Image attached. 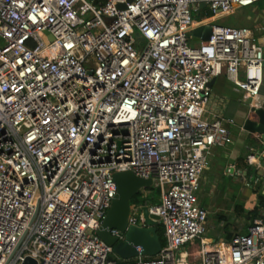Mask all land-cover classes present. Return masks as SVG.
Returning a JSON list of instances; mask_svg holds the SVG:
<instances>
[{
    "label": "built area",
    "instance_id": "1",
    "mask_svg": "<svg viewBox=\"0 0 264 264\" xmlns=\"http://www.w3.org/2000/svg\"><path fill=\"white\" fill-rule=\"evenodd\" d=\"M259 1L0 0V264H264V217L212 239L197 195L212 149L233 142L211 81L226 73L264 108V48L218 23ZM206 8L212 34L193 46ZM121 171L161 192L156 256L122 259L96 233ZM142 206L130 225L146 226Z\"/></svg>",
    "mask_w": 264,
    "mask_h": 264
},
{
    "label": "crops",
    "instance_id": "2",
    "mask_svg": "<svg viewBox=\"0 0 264 264\" xmlns=\"http://www.w3.org/2000/svg\"><path fill=\"white\" fill-rule=\"evenodd\" d=\"M202 19L203 22L206 21L204 17L198 18L199 21ZM219 19L223 20L222 24L225 25L251 28L257 42L264 48V0L247 7H239L232 14L220 16ZM191 41L199 43V41L194 40L193 36ZM240 79H243L242 72ZM211 88L208 105L209 114L211 116H223L235 121L227 124L232 131L233 142L227 145L215 146L212 149L210 165L201 176L200 191L203 194L201 193L199 200L200 204L209 212L206 236L212 239L229 240L238 232H246L248 226L255 219L264 217L263 207L259 208V215L253 212L256 207L261 206V202L264 199V139L262 135L248 132L244 129L245 121L250 117L257 119V116L252 112V108H254L252 98L248 96V93L240 84L231 81L226 73H223L214 79ZM261 102L264 105V81L261 88ZM254 154L255 156H253ZM225 176L230 177L234 181L233 183L241 181L247 188L241 187L236 196L233 194L230 196L232 199L247 197V203L242 204L243 206L238 204L235 206V210L240 212V215L244 214L248 219V222L240 231L232 232L222 224V221L218 223L217 229L214 228L210 215V212L213 211L212 203L210 204L206 199H202L203 196H208L211 198V202H216L219 194H223L225 198L224 188H228L227 185L222 184ZM247 180L252 183L251 186L247 185ZM207 188L210 190L209 194L208 192L204 193ZM248 188H251V190ZM146 193L149 194L148 190ZM224 202L226 201H222L221 204Z\"/></svg>",
    "mask_w": 264,
    "mask_h": 264
},
{
    "label": "water",
    "instance_id": "3",
    "mask_svg": "<svg viewBox=\"0 0 264 264\" xmlns=\"http://www.w3.org/2000/svg\"><path fill=\"white\" fill-rule=\"evenodd\" d=\"M204 6L205 4H202V7ZM212 30V24L202 22L193 28L190 34L194 40L206 41L210 39ZM136 35L140 37V33ZM141 40L145 41L144 38ZM213 83L214 80L210 85L212 86ZM252 112L257 116V119L248 118L244 123V129L248 132L258 133L264 139V108H252ZM114 179L117 182L118 191L103 218L101 227L96 231L97 235L111 245L114 253L122 259H131L139 254L156 256L162 249V239L158 231L160 218L158 215L150 213L148 202L142 206L146 226L129 224L133 198L140 191L151 189L154 186L153 179L140 177L133 171L116 172ZM113 229L120 230L124 234V239L113 235ZM138 247H141V251H138ZM24 264H36V260L29 257Z\"/></svg>",
    "mask_w": 264,
    "mask_h": 264
},
{
    "label": "rangeland",
    "instance_id": "4",
    "mask_svg": "<svg viewBox=\"0 0 264 264\" xmlns=\"http://www.w3.org/2000/svg\"><path fill=\"white\" fill-rule=\"evenodd\" d=\"M206 14L210 15V11L209 9L205 10L203 12V14L201 16H206ZM92 15L89 14L87 16V18L89 19ZM197 16V14H196ZM200 15H198L197 17L198 18H202ZM218 23H223V20L221 21L220 19L218 20ZM190 44L191 45H197V43L193 42V41H190ZM144 45V44H142ZM234 181H232L230 179V177H227L225 176L224 179L222 180V184L223 185H227L228 188H224V195H225V198L223 196V194H219L218 196V200L216 202H211V198L210 197H204L202 199H206L208 201V203H212L211 205L213 206V211H211L210 215H211V223L213 224L214 228L217 229V225L220 221H222V224L226 227L229 228V230H231L232 232H235V231H240L241 229L244 228V225L248 222V219L246 218V216L244 214L240 215L239 213L240 212H237L235 210V206L236 204L240 205V206H243L242 204H245L247 203V197L244 196V197H238V199H235L232 197L230 198L231 194H233L234 196H236V193L238 194L239 193V190L241 187H244V184L240 182H237V183H233ZM155 189V192H157V196L159 197L158 198V201L160 200V195H161V192L159 189H157L155 186H153L151 189H148V192L149 194L151 193L152 189ZM247 189V188H246ZM251 190V188H248ZM147 191V190H146ZM146 191L144 190L142 193H143V197H147L149 194L146 193ZM205 192H208V194L210 193V190L209 188L205 189L204 193ZM201 191L199 190L197 195H198V198L199 196L201 195ZM203 194V193H202ZM239 196V195H238ZM231 199V200H230ZM226 201L224 203L221 204L222 201ZM149 203H153V199H151L150 201H148ZM136 203V202H134ZM199 203H200V200H199ZM214 208H217V209H214ZM209 217V216H208ZM159 227L161 228L160 229V234H161V237L162 239L164 240V226L162 225V223H160ZM225 228V227H223ZM198 240H195V243H197ZM110 258L112 259H115L116 256L115 255H111Z\"/></svg>",
    "mask_w": 264,
    "mask_h": 264
},
{
    "label": "trees",
    "instance_id": "5",
    "mask_svg": "<svg viewBox=\"0 0 264 264\" xmlns=\"http://www.w3.org/2000/svg\"><path fill=\"white\" fill-rule=\"evenodd\" d=\"M143 191H140L132 200V203L136 202V203H142L144 204L145 202H148L150 201L151 199H153V203H156L158 202V196H157V192H155V189L153 188L151 193L147 196V197H143ZM260 207H263L264 208V199L263 201L261 202V206L259 207H256L255 210H253L254 214L256 215H259V211H260ZM160 227L158 228V231H159V234H160ZM160 237H161V234H160ZM162 239V237H161ZM162 242H164V240L162 239Z\"/></svg>",
    "mask_w": 264,
    "mask_h": 264
}]
</instances>
